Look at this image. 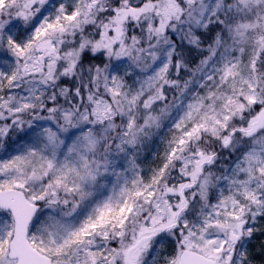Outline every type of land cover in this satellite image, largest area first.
Returning <instances> with one entry per match:
<instances>
[{
	"label": "snow or ice",
	"instance_id": "obj_1",
	"mask_svg": "<svg viewBox=\"0 0 264 264\" xmlns=\"http://www.w3.org/2000/svg\"><path fill=\"white\" fill-rule=\"evenodd\" d=\"M0 264H264V0H0Z\"/></svg>",
	"mask_w": 264,
	"mask_h": 264
}]
</instances>
